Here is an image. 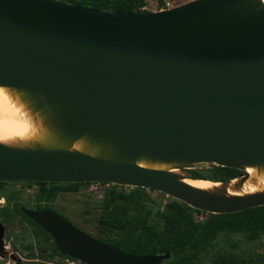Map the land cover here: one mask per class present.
<instances>
[{"label":"water","instance_id":"95a60500","mask_svg":"<svg viewBox=\"0 0 264 264\" xmlns=\"http://www.w3.org/2000/svg\"><path fill=\"white\" fill-rule=\"evenodd\" d=\"M0 84L27 91L66 144L0 146L1 181L144 187L216 214L264 205V192L213 194L175 171L139 164H264L263 0H192L132 13L0 0ZM83 137L98 155L70 149ZM23 211L60 253L87 264H162L171 256L126 253L52 208ZM5 231L0 219V254Z\"/></svg>","mask_w":264,"mask_h":264},{"label":"trees","instance_id":"16d2710c","mask_svg":"<svg viewBox=\"0 0 264 264\" xmlns=\"http://www.w3.org/2000/svg\"><path fill=\"white\" fill-rule=\"evenodd\" d=\"M68 1L122 13L148 12L144 7L146 0ZM164 4L165 0H159L158 9ZM213 171L212 175H204L192 170L188 176L227 181L245 173L239 169L223 166H214ZM22 184H39L40 189L37 195L40 198L45 196L52 201L59 191L65 190L64 184L77 185L78 183L24 181ZM9 185L16 186L18 184L0 180V189ZM149 201H151V196L144 187H136L129 191L117 188L110 190L104 200L103 212L97 222V227L102 235L99 238L119 247L126 253L142 255L170 252V258L164 260L162 264H196L200 258L198 243L217 239L222 231L228 230L241 234L250 242L259 241L264 235V205L237 212L210 213L217 221H207L203 224L193 218L190 205L183 201L174 199L157 213L148 209ZM25 217L35 224V233L37 236H41L44 243L52 240L51 234L28 216ZM51 246L56 253L62 255L57 250L54 241ZM213 263L264 264V253L216 252L213 256Z\"/></svg>","mask_w":264,"mask_h":264},{"label":"rangeland","instance_id":"374dc122","mask_svg":"<svg viewBox=\"0 0 264 264\" xmlns=\"http://www.w3.org/2000/svg\"><path fill=\"white\" fill-rule=\"evenodd\" d=\"M70 2L68 0H63ZM171 3L176 5L186 3L192 0H169ZM145 9L148 11L159 10V0H146ZM50 140L48 135L43 141ZM213 167L211 164H194L179 167L175 172L188 176L190 171L195 170L204 175L214 174ZM63 190L59 197L54 200L57 207L68 214L82 229L97 236L102 237L97 222L99 221L100 214L103 212V203L107 198L110 190L117 188L118 190H132L136 187L118 185L107 182H88L78 183L77 185H66L64 184ZM72 187L75 189L70 190ZM67 188V189H66ZM38 185L29 184H18L9 185L0 189V199H9L29 204L31 200H34L38 192ZM151 196V201L148 202V209L154 213H157L160 209L173 201L175 198L165 193L155 191L152 189H146ZM4 201V200H3ZM5 203V202H4ZM2 203V204H4ZM7 203H9L7 201ZM0 204V205H2ZM191 207V206H190ZM194 207H191L190 212L193 218L198 223H206L207 221L215 222L216 218L210 215V212L198 211ZM5 247L4 254H0V264H16V261L12 258V254L19 252V254L25 258L26 250L22 248L29 242L40 239L31 232L30 225L27 224L17 216L15 225L10 218H5ZM37 238V239H36ZM16 245H19L17 248ZM41 247L37 243V252L45 253V248L51 247V244L44 243ZM200 258L196 261V264H214L213 256L216 252H228V253H247V252H261L264 253V235L261 240L256 242L248 241L243 235L236 234L232 231H222L217 239L210 241H203L198 243ZM36 251V250H35ZM5 258V259H4ZM54 264H81L73 263L72 259L65 257H58L53 261Z\"/></svg>","mask_w":264,"mask_h":264},{"label":"clouds","instance_id":"9594fccd","mask_svg":"<svg viewBox=\"0 0 264 264\" xmlns=\"http://www.w3.org/2000/svg\"><path fill=\"white\" fill-rule=\"evenodd\" d=\"M47 117L37 109L30 94L22 89L0 84V146L28 149L42 144L49 129ZM246 193L264 192V168L250 166ZM4 203L0 199V204Z\"/></svg>","mask_w":264,"mask_h":264},{"label":"flooded vegetation","instance_id":"af4514ba","mask_svg":"<svg viewBox=\"0 0 264 264\" xmlns=\"http://www.w3.org/2000/svg\"><path fill=\"white\" fill-rule=\"evenodd\" d=\"M243 171V170H242ZM60 183V182H58ZM81 183H88V182H81ZM108 183V182H107ZM22 184V183H21ZM32 185H38V189H40V185L39 184H32ZM45 185H49V184H45ZM50 186V185H49ZM59 186V185H58ZM75 187H72L70 190H74ZM147 189V188H146ZM153 190V189H152ZM39 191V190H38ZM65 191V190H64ZM62 191H59L58 194L55 196V198L50 201L48 200L45 196L44 197H39L38 195H36V197H34V200H31L29 204H25L24 202H19V201H15V200H4V204L0 205V219L1 221L4 223L5 225V220H3L2 216H4L5 218H10V221L8 222V224L12 221L13 224L15 225L16 222V218L17 216H19L26 224L27 226L30 225V230L31 232L34 231L35 233V224L31 221H29L25 216H28L25 214V212L23 211V208H27V209H31L34 211H40L46 208H52L54 209L57 213H59L60 215L64 216L66 219H68L69 221H71L72 223H74L76 226H78L79 228H81L68 214H66L63 210L59 209L57 207V204L54 202L55 199H57L60 195ZM38 194V192H37ZM7 201L9 203H7ZM29 217V216H28ZM30 218V217H29ZM31 219V218H30ZM33 220V219H32ZM34 221V220H33ZM35 222V221H34ZM36 224H38L37 222H35ZM39 225V224H38ZM82 229V228H81ZM84 230V229H82ZM46 231V230H45ZM86 231V230H84ZM6 232V231H5ZM87 232V231H86ZM89 233V232H87ZM50 234V233H49ZM91 234V233H89ZM92 236H95L93 234H91ZM38 237H40V239L38 240H34L32 242L27 243L22 249L26 250L28 252L24 253L26 256L25 258L22 257L19 252H16L14 254H12V258L16 261V264H54L53 261L56 260V258L58 257H65V258H70L72 259L73 263H81V264H87L84 261H81L79 259L70 257L68 255L65 254H58L56 253L52 246L49 248H45L44 247V251L45 253H42V249H40V252H37V243H39V245L41 247H43L42 245L44 244L43 239L41 238V236L39 235ZM96 238L100 239L99 237L95 236ZM37 239V238H36ZM5 240V237H4ZM101 240V239H100ZM41 241H43L41 243ZM53 237L51 241H48L49 244H51L53 242ZM103 241V240H102ZM51 242V243H50ZM108 243V242H107ZM113 245V244H112ZM16 247L18 248L19 245H16ZM36 250V251H35ZM58 250V249H57ZM59 251V250H58ZM5 259V258H4Z\"/></svg>","mask_w":264,"mask_h":264},{"label":"bare ground","instance_id":"6f19581e","mask_svg":"<svg viewBox=\"0 0 264 264\" xmlns=\"http://www.w3.org/2000/svg\"><path fill=\"white\" fill-rule=\"evenodd\" d=\"M43 113L47 117L46 123L49 129L47 135L50 140L43 141L42 144H38L35 148H31V149H36L40 147H56V148L64 147L66 144L63 141H60L59 137L56 135L54 131V124L50 119L49 115L44 111ZM70 149L72 151L85 152L91 155H98L100 153L99 146H95L91 144L88 138L86 137L78 139L72 146H70ZM139 164L153 169L170 170V171H175L177 169L176 167L178 166V163H160V162H151L147 160H141L139 161ZM250 166H260L261 168H264V164H255V165L245 164L243 165V170L247 175L245 177L228 180V182H215L208 179H193L192 177L185 175H182V178L180 180L195 188L213 194L226 195V196L251 195L250 193H246L244 191L245 185H247L250 180V177L247 172V169Z\"/></svg>","mask_w":264,"mask_h":264},{"label":"built area","instance_id":"2783aa9c","mask_svg":"<svg viewBox=\"0 0 264 264\" xmlns=\"http://www.w3.org/2000/svg\"><path fill=\"white\" fill-rule=\"evenodd\" d=\"M174 6H176V4L171 3V1H169V0H165V4L162 5L159 10H161V9H168V8H171V7H174Z\"/></svg>","mask_w":264,"mask_h":264}]
</instances>
